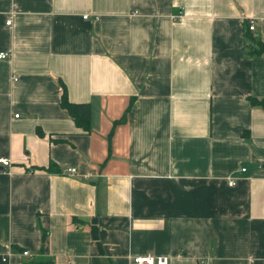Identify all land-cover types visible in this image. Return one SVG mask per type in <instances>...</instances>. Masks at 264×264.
Masks as SVG:
<instances>
[{
  "label": "crops",
  "instance_id": "1",
  "mask_svg": "<svg viewBox=\"0 0 264 264\" xmlns=\"http://www.w3.org/2000/svg\"><path fill=\"white\" fill-rule=\"evenodd\" d=\"M258 42L264 0H0V264H264Z\"/></svg>",
  "mask_w": 264,
  "mask_h": 264
},
{
  "label": "built area",
  "instance_id": "2",
  "mask_svg": "<svg viewBox=\"0 0 264 264\" xmlns=\"http://www.w3.org/2000/svg\"><path fill=\"white\" fill-rule=\"evenodd\" d=\"M85 18H88V15L84 16ZM12 19L9 18L7 20V24H11ZM249 28L253 30L255 28V20L253 18L250 19V26ZM7 53L2 52L0 53V58H6ZM16 117H19V114H16ZM0 164H3L5 167H10L12 164V161L9 158H0ZM243 171L246 170V168L242 169ZM78 169L75 166H70L66 168L65 173L75 175L77 174ZM230 185H235V180H230ZM23 254L32 256V253L29 249H24L22 251ZM129 264H171L170 262V256L167 254H156V253H144V254H131L129 255ZM198 264H208L207 260H201L198 262Z\"/></svg>",
  "mask_w": 264,
  "mask_h": 264
},
{
  "label": "trees",
  "instance_id": "3",
  "mask_svg": "<svg viewBox=\"0 0 264 264\" xmlns=\"http://www.w3.org/2000/svg\"><path fill=\"white\" fill-rule=\"evenodd\" d=\"M252 53L255 54H262L264 53V44L262 42H258L257 45H252L251 47ZM64 93L61 100L62 107L66 108L71 116L73 117L74 121L79 127L84 128L87 131L91 130V120H92V114H91V105L90 103H74L71 102L68 98L66 88L64 86ZM251 102L253 105L262 106L264 108V98H253L251 97ZM131 108V105L129 106V109ZM126 119V115L123 116L121 121ZM52 167H55L52 165ZM51 168H49L50 170Z\"/></svg>",
  "mask_w": 264,
  "mask_h": 264
}]
</instances>
